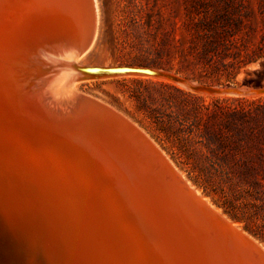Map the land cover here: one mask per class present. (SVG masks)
Returning a JSON list of instances; mask_svg holds the SVG:
<instances>
[{"label": "rangeland", "instance_id": "rangeland-1", "mask_svg": "<svg viewBox=\"0 0 264 264\" xmlns=\"http://www.w3.org/2000/svg\"><path fill=\"white\" fill-rule=\"evenodd\" d=\"M99 2L97 36L91 48L79 58V63L152 66L173 71L194 82L215 86L238 85L245 79H251L257 86L264 85V57L246 65L229 64L234 61L233 54L243 60L261 45L264 38V0ZM170 86L191 91L180 83L147 75L84 80L77 87L81 93L92 96L90 98L103 106L109 105L112 111L120 112L119 116L133 127L138 126L135 128L148 137L147 143L152 147L155 144L153 149L158 152L156 154L151 153L149 144L146 148L150 153L147 159H152L157 170L168 167L183 182H187L185 185L195 195L200 194L199 197L212 210L226 215L225 220L229 218V225L215 218L218 226L194 207L195 216L202 218L201 221L214 235L215 243L221 248L229 246L234 253L238 252L236 256L241 261L246 260L245 264H264V179L262 183L257 181L264 175V94L239 97L198 93L207 103L213 99H230L233 106L246 108V121L240 122L239 127L243 136L242 146L253 164L251 168H243L239 165L243 161L239 154L216 156L215 161L223 166V171L215 170V180L204 183L196 181L195 176L180 163L181 158H175L153 134L152 102L172 93ZM221 150L219 148L218 151ZM26 151V162L11 156L8 158L10 164L2 167L6 171H0V175L5 174L9 185L8 190L0 188V264H50L38 242L25 233L23 224L10 211L16 203L23 204L25 200L28 204L37 202L47 208L50 206L57 213L60 223L65 222L66 237L71 243L88 238L92 245L87 250V257L94 264H146L131 239L121 213L110 211V196L93 171L91 162L78 147L64 139H35L34 145ZM35 168H38L37 172H34ZM165 178H169L168 184L172 181L176 186V180H172L170 175L165 174ZM92 190L93 193L95 190L100 193L96 194L98 201H88ZM61 192L69 199L70 207L57 202ZM19 194L22 197L19 198ZM72 211L74 214H71ZM249 247L257 255L256 258L251 259L253 254Z\"/></svg>", "mask_w": 264, "mask_h": 264}, {"label": "bare ground", "instance_id": "bare-ground-1", "mask_svg": "<svg viewBox=\"0 0 264 264\" xmlns=\"http://www.w3.org/2000/svg\"><path fill=\"white\" fill-rule=\"evenodd\" d=\"M99 8V0H0V171H6L2 167L10 164L8 158L25 161L26 150L34 145L35 139H64L78 147L91 162L110 196V211L121 213L146 264H245L246 260L241 261L236 256L238 252L215 243L214 235L202 218L195 216L193 209L204 212L213 224L217 223V218L229 225V218L225 220L226 215L212 210L200 194L195 195L185 185L187 182L167 166L162 171L160 167L159 171L155 168L152 159H147L150 153L146 145L152 146L147 143L148 137L136 129L138 126L133 127L119 116L120 112L117 114L109 105L105 107L106 104L103 106L78 90L81 81L122 74L92 76L76 66L131 65L79 63V58L91 48L97 36ZM143 67L177 74L152 66ZM153 147L150 150L154 154ZM165 174L176 180V186L172 181L168 184ZM8 187L5 174L0 175V188L5 191ZM96 194L100 195L92 190L88 201H98ZM58 199L61 205L70 207L64 193L61 192ZM43 206L37 202L28 204L25 200L23 204L16 203L10 211L23 224L25 233L38 242L50 264H94L87 257L92 245L88 238L71 243L66 237L65 222L60 223L50 206ZM253 257L257 255L253 254L251 259Z\"/></svg>", "mask_w": 264, "mask_h": 264}, {"label": "trees", "instance_id": "trees-1", "mask_svg": "<svg viewBox=\"0 0 264 264\" xmlns=\"http://www.w3.org/2000/svg\"><path fill=\"white\" fill-rule=\"evenodd\" d=\"M233 55L230 65L257 62L264 57V38L258 50L245 59ZM170 88L172 93L152 102L153 134L175 158H181L180 163L196 181L210 183L215 180V170L223 171V166L215 161L216 156L239 154L243 158L239 165L243 168L253 166L242 146L239 127L240 122L246 121L248 111L245 107L233 106L230 99H213L207 103L198 93L175 86ZM219 148L222 150L218 151ZM263 179L264 175L257 181L262 183Z\"/></svg>", "mask_w": 264, "mask_h": 264}, {"label": "water", "instance_id": "water-1", "mask_svg": "<svg viewBox=\"0 0 264 264\" xmlns=\"http://www.w3.org/2000/svg\"><path fill=\"white\" fill-rule=\"evenodd\" d=\"M76 68L87 75L92 76H105V75H116V74H136V75H147L153 77H160L170 81H174L182 84L191 91L210 94V95H232L239 97H250L264 94V85L257 86L251 79H245L238 85H224L215 86L194 82L186 77H181L177 74H171L168 72H161L150 67L143 66H114V67H87V66H76ZM169 71V70H168ZM249 74V73H247Z\"/></svg>", "mask_w": 264, "mask_h": 264}]
</instances>
